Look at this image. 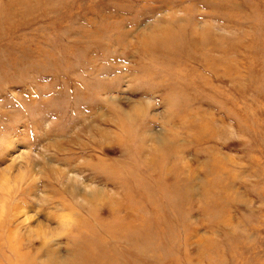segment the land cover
I'll return each mask as SVG.
<instances>
[{"label": "rangeland", "instance_id": "374dc122", "mask_svg": "<svg viewBox=\"0 0 264 264\" xmlns=\"http://www.w3.org/2000/svg\"><path fill=\"white\" fill-rule=\"evenodd\" d=\"M0 264H264V0H0Z\"/></svg>", "mask_w": 264, "mask_h": 264}]
</instances>
